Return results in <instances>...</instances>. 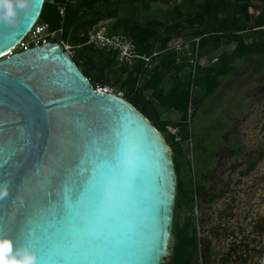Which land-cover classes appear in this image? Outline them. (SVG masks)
Listing matches in <instances>:
<instances>
[{
    "label": "water",
    "instance_id": "water-1",
    "mask_svg": "<svg viewBox=\"0 0 264 264\" xmlns=\"http://www.w3.org/2000/svg\"><path fill=\"white\" fill-rule=\"evenodd\" d=\"M44 1L0 0V190L7 188L0 196V243L11 246L0 264H36L32 230L55 231L53 202L103 133L132 140L142 178L132 206L135 226L127 234L131 258L113 264H163L172 253L173 149L123 95L95 88L62 42L13 51Z\"/></svg>",
    "mask_w": 264,
    "mask_h": 264
},
{
    "label": "trees",
    "instance_id": "trees-1",
    "mask_svg": "<svg viewBox=\"0 0 264 264\" xmlns=\"http://www.w3.org/2000/svg\"><path fill=\"white\" fill-rule=\"evenodd\" d=\"M118 1L45 0L37 20L46 23L50 32L57 31V35L49 36L50 41L68 43L73 47L75 62L95 88L98 85H118L123 96L164 134L173 149L177 192L172 253L163 264H195L199 253L195 227L191 221L182 224L179 214L180 209H192L196 197L206 190L203 182L196 184L183 177L185 151L189 150L184 141L191 138L195 142L190 126L194 115L191 107L196 109L202 98L214 95L224 79L237 69L238 60L254 59L256 71H262L264 12L256 15L250 12L253 0H202L190 11L177 3L171 20L151 18L142 23L130 15H119ZM107 18H115L111 25L113 32L129 36L140 54L159 51L152 59L151 69L144 66L141 58L133 67L122 64L115 54L89 42V30ZM175 37H182L185 41L199 38V56H212L226 43L235 45L231 51L218 52L217 60L210 64H198L193 75V64L180 59L177 51L168 49ZM113 70L119 71L120 75L110 76ZM168 76L171 80L165 82ZM145 91H149L148 97ZM160 109L174 110L181 113V117L175 120L163 117ZM203 151L208 150L205 147ZM190 162L188 159L187 163Z\"/></svg>",
    "mask_w": 264,
    "mask_h": 264
},
{
    "label": "snow or ice",
    "instance_id": "snow-or-ice-1",
    "mask_svg": "<svg viewBox=\"0 0 264 264\" xmlns=\"http://www.w3.org/2000/svg\"><path fill=\"white\" fill-rule=\"evenodd\" d=\"M52 205L55 231L37 225L29 243L36 264H113L130 259L127 234L134 229L133 205L142 178L135 145L110 133L94 137ZM87 165V166H86ZM0 243V254L10 248Z\"/></svg>",
    "mask_w": 264,
    "mask_h": 264
},
{
    "label": "flooded vegetation",
    "instance_id": "flooded-vegetation-1",
    "mask_svg": "<svg viewBox=\"0 0 264 264\" xmlns=\"http://www.w3.org/2000/svg\"><path fill=\"white\" fill-rule=\"evenodd\" d=\"M261 106L253 117L249 112L227 117L222 154L218 156L221 175L216 174L219 170L215 164L206 168L212 171L210 182L221 184L208 194L203 233L195 227L198 264H264V109ZM201 166L196 179H201L206 170L203 158Z\"/></svg>",
    "mask_w": 264,
    "mask_h": 264
},
{
    "label": "rangeland",
    "instance_id": "rangeland-1",
    "mask_svg": "<svg viewBox=\"0 0 264 264\" xmlns=\"http://www.w3.org/2000/svg\"><path fill=\"white\" fill-rule=\"evenodd\" d=\"M201 1L202 0H119V15H130L142 23L151 18L171 20L173 18V8L177 3L182 4L186 11H190ZM249 9L253 15L264 12V0H253L250 3ZM114 20L115 18H107L101 21L105 24L110 33H115L111 28ZM64 45L67 51L73 54V47L68 43H64ZM234 45L235 43H226L222 46L220 51H231ZM21 49L22 46H17L13 51H20ZM218 52L212 56L209 55L206 62H210L213 56L218 55ZM254 62V59L238 60L237 69L224 79L218 91L211 97L206 99L202 98L196 109L191 107V110L194 111V115L191 118L190 126L195 142L191 138L184 141L185 147L189 150L185 151V155L187 154V156L184 159L186 163L184 162L185 169L183 171V177L185 181L196 182V184L202 180L206 186V190L201 196L198 195L196 197L192 209H180L179 214L182 224L191 221L192 225L198 228L200 233H203V228L206 224L205 218L208 208L206 200L208 194L215 191L218 188L217 185L220 183L210 182L212 171H208L206 168H213V164H215L217 165L216 169L218 167L219 170L216 174L219 173V176L221 175L222 163H219L221 159L218 156L222 154L223 127L228 120L227 117H237L241 112H249V115L253 117L261 106L260 102H264V66L262 71L258 73L254 67ZM110 73L112 77L120 75L119 71L113 70ZM170 80L171 78L168 76L165 82ZM110 87L116 92H121L118 90V85L111 84ZM199 91V93L203 92L201 88ZM144 93L146 97L149 96V91H145ZM262 108L264 109V103L261 106V110ZM160 110L163 117L170 118L171 120L181 117V113L174 110ZM205 147L212 152L208 153L207 151H203ZM202 158L208 167L206 166L205 172H202L201 179L200 177L196 179L195 174H200L203 168L201 166ZM216 158L219 159L218 163L211 162V160L214 161ZM188 159H190V163H187ZM195 264H198V262Z\"/></svg>",
    "mask_w": 264,
    "mask_h": 264
},
{
    "label": "built area",
    "instance_id": "built-area-1",
    "mask_svg": "<svg viewBox=\"0 0 264 264\" xmlns=\"http://www.w3.org/2000/svg\"><path fill=\"white\" fill-rule=\"evenodd\" d=\"M63 11L64 10L62 8V14ZM56 34L57 31L50 32L46 23H42L37 20L28 34L18 44V46H22V49H25L31 45H41L50 41L49 36H55ZM88 37L89 42L94 43L95 46L106 52L115 54L122 64L129 65L130 67H133L138 62L139 58H141L144 60V66L151 69L154 64L152 62L153 57L159 54V51H155L149 55L140 54L137 51L134 41L129 36L123 33L108 32L107 27L102 22L89 30ZM195 41L196 44H193ZM198 41L199 38L185 41L182 37H175L171 40L168 47L169 50L177 51L180 59L184 58L186 61H189L193 64V75L198 64L205 66L217 60V56H213L210 62H206V59L209 55L199 56ZM96 88L105 91L116 92L112 87H110V85H98ZM191 90H194V85H192ZM116 93L123 95L121 92Z\"/></svg>",
    "mask_w": 264,
    "mask_h": 264
},
{
    "label": "clouds",
    "instance_id": "clouds-1",
    "mask_svg": "<svg viewBox=\"0 0 264 264\" xmlns=\"http://www.w3.org/2000/svg\"><path fill=\"white\" fill-rule=\"evenodd\" d=\"M6 194H7V188L6 187L3 190H0V196L6 195Z\"/></svg>",
    "mask_w": 264,
    "mask_h": 264
},
{
    "label": "bare ground",
    "instance_id": "bare-ground-1",
    "mask_svg": "<svg viewBox=\"0 0 264 264\" xmlns=\"http://www.w3.org/2000/svg\"><path fill=\"white\" fill-rule=\"evenodd\" d=\"M16 47H17V46H16ZM16 47H15V48H16Z\"/></svg>",
    "mask_w": 264,
    "mask_h": 264
}]
</instances>
